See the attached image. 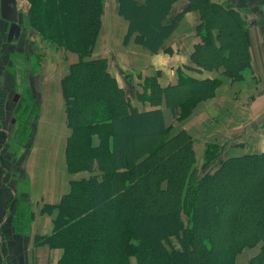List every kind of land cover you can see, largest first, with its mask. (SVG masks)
Wrapping results in <instances>:
<instances>
[{
  "label": "trees",
  "instance_id": "trees-1",
  "mask_svg": "<svg viewBox=\"0 0 264 264\" xmlns=\"http://www.w3.org/2000/svg\"><path fill=\"white\" fill-rule=\"evenodd\" d=\"M29 1L32 27L48 42L80 56L62 82L67 125L73 130L71 140L98 150V145L90 142V135L79 133L91 127L101 137L99 146L107 143V150L87 159V168L101 174L75 181L57 204L48 205L58 212L51 233L40 238L49 247L62 249L58 264H236V254L257 243L259 251L248 264H264V151L222 157L223 146L210 144L207 149L219 157V163L185 183L183 170L191 169L193 153L189 135L181 130L159 146L163 151L173 143V151L182 152L175 164H167L169 170L159 152L140 161L135 139L160 137L169 128L160 106L145 111L133 107L129 95L107 70L106 58H87L100 29L101 0ZM175 1L118 0L117 12L128 21L123 43L128 44L137 34L145 47L157 53L183 14L198 9L201 17L197 31L200 26L203 29L193 60L202 68L217 64L216 69H223L226 75L240 77L248 45L247 29L239 24L244 23L240 13L222 3L188 0L165 23ZM212 22H220L223 29H211L207 34L204 29ZM230 22L239 28L237 35L225 31ZM148 79L143 94L158 103L165 88L156 77ZM82 81L88 87L81 85ZM192 83L193 92L201 94L206 83L215 85L219 80ZM179 160L182 171L177 168ZM211 160L208 157V162ZM165 170L169 173L167 182L162 185L160 180L155 188L157 199L163 200L162 209H158L150 203L149 194L157 182L153 177ZM222 181L227 183L221 185ZM197 190L210 192L212 199L205 193L198 195ZM185 196L187 223L182 216ZM113 233L119 235L113 237ZM171 237L178 240L179 248L167 246Z\"/></svg>",
  "mask_w": 264,
  "mask_h": 264
},
{
  "label": "crops",
  "instance_id": "crops-1",
  "mask_svg": "<svg viewBox=\"0 0 264 264\" xmlns=\"http://www.w3.org/2000/svg\"><path fill=\"white\" fill-rule=\"evenodd\" d=\"M210 1L222 3L225 7L237 10L243 21L250 24V67L241 72L242 79L232 84H229L228 76L224 74L223 69H205L194 63L192 53L195 46L201 42L199 36L196 35V27L201 17L198 9L186 11L173 33L164 41L163 46L157 53H153L134 39H130L126 45L123 43L128 21L118 14L117 0L113 22L108 24L107 28L105 26L103 32H100L89 58L103 57L108 60L107 70L125 93H128L133 107L138 111L149 110L153 107H143L140 105L142 102L135 97L134 93L142 92L139 89L144 84L142 81H135V75L142 78L156 77L159 85L170 91L178 87L191 89L193 88L192 82L195 80L218 79L221 84L217 89V97L201 105L199 110L197 109L184 121L182 127L186 128L199 143L197 147L199 154L202 149L200 142L205 140L223 146L224 152L227 153L225 156L262 152L264 151V0ZM18 2L16 0L17 9L21 11ZM187 4L188 0H176L171 6L165 23H169ZM23 14L24 24L20 28L19 36L9 41L7 32L10 23L0 16V139L2 137L7 141L10 137L11 131L7 130V124L11 129L14 128L15 132V116L18 109H22L21 107L25 105L27 120L34 122L35 128L30 135L32 150L36 152L32 162L36 161L50 167L51 164L53 166L56 163L59 150L71 133V128L67 125L61 79L68 73L70 65L78 60V56L74 52L60 50L57 46L51 47L50 43L36 38L37 47L41 48L42 55L35 68L33 66L34 49L29 48L30 43L35 39L33 31L31 35L20 40L26 23V15L24 12ZM135 35L137 34L132 36ZM23 47L27 50L24 55L20 56V59L24 58L25 61L22 65L24 75L21 74L18 63H12L10 59L12 54H18V48ZM31 47H33L32 44ZM164 49H168L169 53H165ZM132 88L134 93L130 92ZM160 108L165 124L168 125L173 114L167 107L161 106ZM7 119H9L8 122ZM258 133L263 137L252 139L253 135ZM38 152L45 153L49 159L38 157ZM3 177L4 175L1 179ZM32 177L31 174L33 181ZM67 177L63 191L68 188L69 179ZM41 182L44 183L42 190L45 195L42 196L40 207L43 204H57L59 195H53L50 188V183L54 182L50 179L46 181L42 179ZM14 188L15 186L12 187L10 193L12 195L14 193L11 197L16 199ZM7 211L3 221L7 217ZM49 224L48 220L42 221L43 232H49ZM11 240L13 248L8 256V264H15V262L17 264H52L55 261L54 251L58 249L51 250L49 246L41 245L37 247L32 257L28 256L29 245L26 236ZM3 245V240L0 238V263L7 264L4 260ZM247 262L241 264H248Z\"/></svg>",
  "mask_w": 264,
  "mask_h": 264
},
{
  "label": "rangeland",
  "instance_id": "rangeland-1",
  "mask_svg": "<svg viewBox=\"0 0 264 264\" xmlns=\"http://www.w3.org/2000/svg\"><path fill=\"white\" fill-rule=\"evenodd\" d=\"M19 9L23 11L26 15V23L24 25L23 29V35L20 40L24 39L26 36L31 35L32 31L34 34V41L30 43L29 48L34 49L33 51V57H34V63L33 66L36 68L39 64V60H41V48L37 47L39 39L45 40L48 42V39H45L41 36V34L32 27V25L28 21V13L30 10V1L29 0H18ZM116 3L117 0H101V24L100 29L98 32V36L100 32H103L104 27L108 26V24L113 22V16L114 11L116 12ZM239 22V20H238ZM240 26H244L247 29V38H248V45H247V57H246V66L240 69V72H243L244 69L247 67H250V31H249V25L244 21V23H240ZM232 25L233 27H231ZM23 26V25H22ZM223 29L222 24L220 22H212L209 26V28L204 29L207 34H209V31L211 29ZM197 31L196 27V35L199 36L200 39H202L201 30L203 29L201 26L198 28ZM225 31H228L229 33H233V35H237L239 33V28L234 22H230L229 27L225 28ZM20 34V33H19ZM19 36V35H18ZM18 36H14V38H17ZM38 36V37H37ZM97 36V38H98ZM230 36V35H229ZM131 40H136L138 43L142 44V40L139 36L135 35L132 36ZM234 37V36H233ZM22 42V41H21ZM50 43V42H48ZM31 44L33 47H31ZM52 46H57L60 50H67L70 52H73L69 50L66 47H63L62 45H59L58 43H50ZM96 44V43H95ZM56 47V48H57ZM95 47V46H94ZM93 47V50H94ZM24 48V49H23ZM18 48L17 51L18 54H12L10 56V59L12 63H18L17 66L21 70V74L24 75V71L22 70V65H24L25 61L20 59V56L24 55L27 50L26 47ZM31 50V49H30ZM37 50V51H36ZM93 50L91 51V54L93 53ZM165 53H169L168 49L163 50ZM23 53V54H22ZM75 53V52H74ZM77 54V53H76ZM15 56V58H14ZM78 62L80 60L79 54H77ZM91 56V55H90ZM89 56V57H90ZM87 57V58H89ZM85 57V59H87ZM103 58V57H101ZM15 60V62H14ZM18 60V61H17ZM32 60V58H31ZM199 61V60H198ZM75 62V63H76ZM200 62V61H199ZM11 63V64H12ZM73 63V64H75ZM194 63L198 65L195 61ZM201 63V62H200ZM72 64V65H73ZM202 64V63H201ZM70 65L68 73L62 77L61 82H63L69 75L71 71ZM108 60L106 59V66H108ZM210 65L207 69H212L213 64ZM216 65L214 64V68L216 69ZM199 67H203L202 65H198ZM23 72V73H22ZM159 73V72H158ZM226 75V73H224ZM67 76V77H66ZM228 79L230 82L229 84H232L234 81L242 79V76L234 79L233 76H230L227 74ZM135 81H142L144 82L143 85H141L142 92L139 93L137 91L134 93L133 88L130 89V92H133L135 97L142 102L140 105H143V107H154L156 105L167 107L171 110L173 114V118L170 123H168V132L167 134L160 136V137H150V136H143L135 139V146L138 154H140L141 158L140 161L145 159L148 155L153 154L152 152L155 151V155L160 154V157H164L166 169L169 170V166L167 164H175V160L177 158L181 157L182 152H176L173 151V143H171L169 146L165 147L164 150H161V147H159L163 142H165L167 139L173 137V135H176L179 133V131L184 130L190 138V145L192 148L193 153V160L190 162L192 163L191 169L189 171L183 170V177L185 183L188 181L190 182L193 180L196 175L201 176L206 170L210 169L213 165H216L219 163V157L215 156L213 153H210L207 149L210 144H217L216 142L212 141H203L200 142V147L202 148L200 151V154L197 151V147L199 146L198 142L195 141L191 133L184 127H182L184 121L192 116L194 112L199 108H201V105H203L205 102L210 101L217 97V89L220 86L221 83H217L215 85H211L206 83L204 86V91L201 94L194 93L192 88L188 89L185 87H178L175 88L173 91L170 90H163L164 92L161 93L159 96V102H151V100H147L145 97V83L148 85V78L144 77L142 78L139 75L134 76ZM132 81V80H131ZM81 85H84L85 87H88L86 82L82 81ZM143 94V95H142ZM128 95V93H126ZM251 98V97H250ZM21 100V98H19ZM24 101V100H23ZM131 102V101H130ZM21 103V102H20ZM132 103V102H131ZM66 104V102H65ZM13 105V104H12ZM21 107V106H20ZM25 105H23L21 108L18 109V113L15 116L14 121V127L16 125V130L14 132V128L11 129L10 125L7 124L6 128L10 133L9 139L6 141L1 137L0 139V238L3 240V252L5 255V261L6 263L8 261V256L12 253V244L13 241L12 238H18L22 236H26L28 239V256L34 257L35 250L37 247L41 245H47L43 243L40 236H45L49 233H51L53 228V219L56 217V214L58 212V209L55 208V206H48V204H43L41 206L42 196L45 195V192L42 190V186L44 183H42V179L44 181L50 179L54 183H50V188L52 190L53 195H59V201L61 200L62 196L68 192H70L72 184L75 181H83L87 178H89L91 175L95 174L96 172L98 174H101V171L93 170L87 168V159L89 156L95 155L97 151L104 152L107 150V143H104L99 146V143L101 142V137L95 128L89 127V129H86L84 127V130H80L79 133L83 135H90V142L92 144L98 145V150L90 147L89 145H83L81 143H77L71 140V135L73 133V130L71 128L69 135L66 137L63 147L59 150V155H57L56 163L52 166H45L41 165L39 162L33 161L32 159L35 157L33 156L34 152L32 150L31 145V131H33L34 128V122H29L26 117V110L24 109ZM81 107V105H80ZM67 107H65V113L67 114ZM138 111V109H137ZM35 113V111H33ZM82 118L84 119L83 115ZM85 120V119H84ZM9 119H7V122ZM215 121V119H213ZM82 126H86V123L82 121ZM14 133V134H13ZM257 137H263V135H260V133L253 135L252 139H255ZM159 147V148H158ZM158 148V149H157ZM172 150V151H171ZM224 150L221 151V156L225 157ZM38 157H42L44 159H49V157L46 156L45 153L38 152ZM154 155V156H155ZM208 157H212V162H208ZM156 159V158H155ZM181 160V159H180ZM180 160L178 162L177 168L179 167V170L182 171V166L180 163ZM157 162V160H156ZM159 164V163H158ZM174 166V165H173ZM253 168V167H252ZM195 170L194 174L191 175V172ZM185 171V175H184ZM228 171V170H227ZM31 174L33 175V181L31 179ZM73 174V175H69ZM249 174V173H244ZM2 175H4L3 179ZM167 175V176H163ZM169 173L165 170V172H162L161 174L155 175L153 177V182L157 181L156 184L151 187V192L149 194V199H151L152 206L154 208L162 209L163 200L160 198L157 199L156 195V185L161 180L160 184L165 185L167 182ZM68 176V177H67ZM66 177L68 180V188L63 191L62 189L65 186V179ZM223 183H227L222 181L221 185ZM192 184V183H191ZM46 185V184H45ZM14 191H16L15 197L16 199H13L12 193H10L12 187H14ZM186 191V187L183 188V192ZM192 192H187L188 195H191ZM205 193V194H204ZM198 195L204 194L207 199H212L213 196L210 195V192L206 190H197ZM12 195V197H11ZM187 196L183 197L182 203L184 207L182 208V216L185 222H188V210H186V204H187ZM58 201V202H59ZM170 202L173 204V197L170 199ZM50 208V211H47V208ZM7 212V217L3 221V218L5 217V212ZM45 214V215H44ZM50 221V230L49 232H43L42 231V221ZM119 235V233H113V237ZM169 248L176 247L179 248L180 244L178 240L175 237H171L170 243L167 244ZM260 244L257 243L255 245L245 247L241 249L239 253L235 256L236 264H241L245 261H248L252 255L257 253L259 251ZM20 249V247H18ZM51 250L58 249L54 251V254L56 255L55 261L52 262V264H58L59 259L62 255V249L59 247H50ZM61 250V253H60ZM19 256V255H17ZM7 257V259H6ZM113 257V256H112ZM121 258L122 256L119 255ZM119 258V259H120ZM1 261V260H0ZM248 263V262H247ZM1 264V263H0ZM8 264V263H7ZM17 264V262H15Z\"/></svg>",
  "mask_w": 264,
  "mask_h": 264
},
{
  "label": "water",
  "instance_id": "water-1",
  "mask_svg": "<svg viewBox=\"0 0 264 264\" xmlns=\"http://www.w3.org/2000/svg\"><path fill=\"white\" fill-rule=\"evenodd\" d=\"M0 16L7 20L9 24L7 40L18 36L20 28L24 24V14L18 11L16 0H0Z\"/></svg>",
  "mask_w": 264,
  "mask_h": 264
}]
</instances>
